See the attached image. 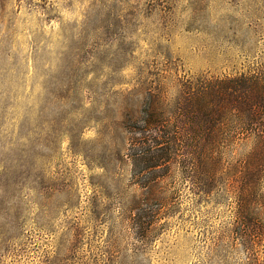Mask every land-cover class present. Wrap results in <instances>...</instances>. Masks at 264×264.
Returning a JSON list of instances; mask_svg holds the SVG:
<instances>
[{"label": "rangeland", "instance_id": "rangeland-1", "mask_svg": "<svg viewBox=\"0 0 264 264\" xmlns=\"http://www.w3.org/2000/svg\"><path fill=\"white\" fill-rule=\"evenodd\" d=\"M0 264H264V0H0Z\"/></svg>", "mask_w": 264, "mask_h": 264}, {"label": "trees", "instance_id": "trees-1", "mask_svg": "<svg viewBox=\"0 0 264 264\" xmlns=\"http://www.w3.org/2000/svg\"><path fill=\"white\" fill-rule=\"evenodd\" d=\"M174 137L177 139L176 135H173L171 141H174ZM160 141V138L146 137L145 140L138 141L140 146L134 148V154L132 155L137 166L146 171L145 174L135 176L132 183L147 191V194L150 195H156L162 184L161 177L156 175L160 167V159H162L163 153L166 151L162 149ZM113 186L116 190L120 189L119 183ZM123 211L125 219L140 228L147 226L155 218L154 212L144 209L141 202L125 207Z\"/></svg>", "mask_w": 264, "mask_h": 264}]
</instances>
